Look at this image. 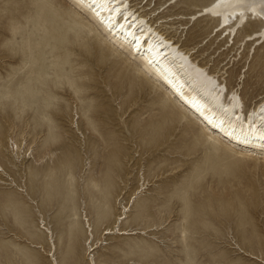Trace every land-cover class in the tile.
<instances>
[{"label": "rangeland", "instance_id": "1", "mask_svg": "<svg viewBox=\"0 0 264 264\" xmlns=\"http://www.w3.org/2000/svg\"><path fill=\"white\" fill-rule=\"evenodd\" d=\"M47 1L0 0V264H264V154L199 134ZM189 23L184 46L250 108L264 44L227 48L216 22ZM123 212L144 233L105 234Z\"/></svg>", "mask_w": 264, "mask_h": 264}, {"label": "bare ground", "instance_id": "2", "mask_svg": "<svg viewBox=\"0 0 264 264\" xmlns=\"http://www.w3.org/2000/svg\"><path fill=\"white\" fill-rule=\"evenodd\" d=\"M54 1L70 10V14L64 12L70 21L94 33L104 45L102 50L115 62L122 61L126 71L135 68L138 76L159 87V95L165 99L166 105L190 119L199 134L206 135L214 143L226 142L239 153L255 151L264 154V95L247 109L241 83L231 87L225 78L228 71H224V67L212 69L210 64L193 57L199 44L191 48L183 44L184 23L203 19L217 23L215 36L221 38L225 34L221 41L227 48L236 46L235 40L243 35L241 42L245 45L264 44V0H194L196 4H189L183 11L165 19L167 9L188 0ZM160 1H163L162 6L156 8ZM251 17L261 23V28L247 33L246 30L255 25L250 21ZM139 193L136 192L135 198ZM125 218L127 214L123 212L105 234L144 233L122 228ZM47 232L52 243L49 254L54 256L53 231L47 229ZM53 264H58L56 259ZM89 264H95L93 257Z\"/></svg>", "mask_w": 264, "mask_h": 264}, {"label": "snow or ice", "instance_id": "3", "mask_svg": "<svg viewBox=\"0 0 264 264\" xmlns=\"http://www.w3.org/2000/svg\"><path fill=\"white\" fill-rule=\"evenodd\" d=\"M93 2L96 3L97 0H93ZM105 2H106V0H100V3H105Z\"/></svg>", "mask_w": 264, "mask_h": 264}]
</instances>
